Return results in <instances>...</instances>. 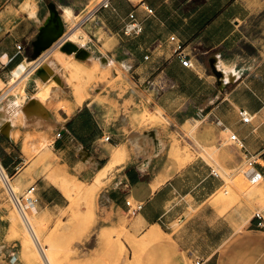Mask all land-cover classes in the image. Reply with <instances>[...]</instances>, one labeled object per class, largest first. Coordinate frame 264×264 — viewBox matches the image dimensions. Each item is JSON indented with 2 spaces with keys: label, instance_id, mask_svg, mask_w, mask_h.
Listing matches in <instances>:
<instances>
[{
  "label": "crops",
  "instance_id": "0c3cea01",
  "mask_svg": "<svg viewBox=\"0 0 264 264\" xmlns=\"http://www.w3.org/2000/svg\"><path fill=\"white\" fill-rule=\"evenodd\" d=\"M89 3L0 0V158L21 188L31 185L26 193L34 197L21 194L25 207L56 213L71 202L69 183L40 166L29 169L24 143L35 135L49 139L57 168L84 183L100 179L83 206L73 264L93 260L102 235L123 226L143 235L160 226L169 234L161 264H264V216L218 195L226 181L203 148L228 164L244 155L264 173V0ZM66 8L74 20L83 16L82 25L91 20L90 40L78 43L83 55L119 64L128 77L89 90L82 102L71 70L53 56L66 41L68 58L84 59ZM129 13L142 31L124 33ZM171 36L184 43L193 67L174 56ZM30 100L50 118H28L21 107ZM7 105L15 109L2 115ZM144 113L159 119L145 123ZM191 121L203 147L186 132ZM232 133L238 141L229 144ZM127 201L142 207L133 214Z\"/></svg>",
  "mask_w": 264,
  "mask_h": 264
},
{
  "label": "rangeland",
  "instance_id": "374dc122",
  "mask_svg": "<svg viewBox=\"0 0 264 264\" xmlns=\"http://www.w3.org/2000/svg\"><path fill=\"white\" fill-rule=\"evenodd\" d=\"M80 1L84 3L87 0ZM89 2L88 8H93L102 0H89ZM82 18V15H78L75 20L74 18L70 19L76 21V36L72 38L76 39V43L85 44L90 40L88 28L91 20L82 25L80 24ZM101 36L105 37L106 35L102 33ZM58 49L63 50V47ZM56 51L53 53L54 57L57 55ZM76 60L78 61H73L71 57L61 62L71 70L72 80L76 86V96L80 102L84 100L85 96H88L89 90L111 86L128 78L119 64H111L104 60L92 63L89 57L85 56L83 60L77 57ZM46 93L49 92L46 91ZM34 100H30L21 107L27 117L26 106ZM4 109H7L5 114L2 113ZM14 109L13 106L7 105L1 110V113L7 115ZM157 119L159 118L154 114L144 113L143 115L145 123ZM196 124H198L197 121L187 123L186 132L203 147V144L195 138V129L198 128ZM5 130L8 131V127ZM44 140L48 144L50 143L49 139L35 135H28L25 138L24 152L30 160L29 169L40 166L50 179L54 181L59 179L69 183L66 193L71 199L70 205L56 213L49 211L31 213L25 207L21 197V194L28 196V189L31 185L26 184L21 188L20 180L13 181L12 179V183L20 185L17 197L21 198L22 209L27 214L28 211L30 212L27 215L21 211L11 192L0 178V264H11L13 261H16L17 264H48L43 250L52 264H73L74 262L71 247L76 243V239L83 235L82 232L86 225V219L82 213L83 206L89 208L100 179H97L98 183L88 184L73 177V180H62L55 177L54 173L57 167L52 163L51 158L43 156L41 143ZM228 143L233 144L234 141L229 140ZM203 148L214 160L226 181L218 195L231 202L245 201L255 213L259 212L264 216V181L252 183L249 180L248 173L252 169L249 160L242 155L240 161L235 160L228 164L227 159L220 161L210 148ZM29 196L34 197L33 194H29ZM25 215L29 216V220ZM164 242L172 243L167 238L155 240L149 238L147 234L131 233L130 229L123 226L122 230L102 235L94 259L86 264H161L160 259L168 257L170 251L163 248Z\"/></svg>",
  "mask_w": 264,
  "mask_h": 264
},
{
  "label": "built area",
  "instance_id": "2783aa9c",
  "mask_svg": "<svg viewBox=\"0 0 264 264\" xmlns=\"http://www.w3.org/2000/svg\"><path fill=\"white\" fill-rule=\"evenodd\" d=\"M147 9L149 12H152L151 8L147 7ZM122 29H123L125 34H136L140 31H142V26L137 22L135 13H129V15L126 17V19L123 22ZM170 42H171V48L173 50L174 56L180 60L182 65H184L185 67H193L194 62H193L192 58L189 56V54L186 52L184 43L181 42L180 40H177L175 36L170 37ZM18 47L21 48V45H19ZM147 57L148 56H146V58ZM240 115H241L243 121H249L251 118V115L245 110H241ZM60 135L61 134L58 133V136H60ZM230 138L233 141H238L237 135L235 133H232L230 135ZM105 139H109V136H106ZM249 163L252 166V169L248 173L249 180L252 183H257V182L261 181L262 179H264V173L260 170H257L254 167L252 161ZM0 178L2 179V181L4 182L6 187L9 189V191L11 192V195L13 196L14 200L16 201V204L19 206V208L24 213V211L22 209L23 207H22L21 198L17 197L14 194V192L12 190V185H11L12 178L9 175V173L7 172L6 167L3 165L1 158H0ZM31 190H32V188H31ZM127 203L129 205V211L133 214L136 213L142 207L141 204H132L131 205L130 201H127ZM257 216L260 217V213H257Z\"/></svg>",
  "mask_w": 264,
  "mask_h": 264
},
{
  "label": "bare ground",
  "instance_id": "6f19581e",
  "mask_svg": "<svg viewBox=\"0 0 264 264\" xmlns=\"http://www.w3.org/2000/svg\"><path fill=\"white\" fill-rule=\"evenodd\" d=\"M72 11L70 10V9H68V8H66L65 9V16H66V18H71L72 17ZM74 35L76 36V32L74 33ZM109 37L111 36V35H108ZM115 39V38H114ZM66 42V41H65ZM65 42H63L62 43V45L60 46V47H66V44H65ZM79 48H80V45H78V43H76V53H78L79 51ZM56 53H57V55H56V57H57V59L58 60H60V61H65V60H67V58H68V54L65 52V51H63V50H61V49H58L57 51H56ZM80 54H84V50H80ZM84 55H86V54H84ZM83 55V56H84ZM87 56V55H86ZM76 61H78V60H76ZM46 66V65H45ZM44 66V67H45ZM26 69V68H25ZM18 73V72H17ZM27 73V72H26ZM19 75H21V74H19ZM16 80V79H15ZM56 82L57 83H59V84H62L61 83V80L60 79H58V78H56ZM7 90V89H6ZM6 92V91H5ZM5 94V93H4ZM3 94V95H4ZM4 97V96H3ZM2 97V98H3ZM26 111L28 112V117L30 118V119H35V118H37V119H43V120H47V119H49L50 117L49 116H47L48 115V113H47V108L44 106H42L40 103H34V102H30L27 106H26ZM7 112V109H4V110H2V113L3 114H5ZM155 114V113H154ZM149 115V114H148ZM155 115H157V114H155ZM151 117V116H150ZM159 118V117H158ZM194 128H195V126H194ZM41 146H42V150H43V156L44 157H47V158H51L52 159V149H51V146L47 143V141L46 140H44L42 143H41ZM179 146V145H178ZM178 146H177V149H178ZM118 153H116L115 155H117ZM54 156H56V155H54ZM53 156V157H54ZM113 159V158H112ZM107 168V167H106ZM105 170V169H104ZM54 176L55 177H57V178H60V179H62V180H73V178L71 177V176H69L67 173H65L64 171H62V170H60L59 168H56L55 169V173H54ZM264 181V179H262L260 182H263ZM11 185H12V190H13V192H14V194L17 196V194H18V192L20 191V185H18V183H11ZM260 194V193H259ZM27 197H30L29 196V194H28V196ZM26 209V208H25ZM22 211V210H21ZM24 211V210H23ZM26 211H27V209H26ZM25 212V211H24ZM25 214H27L26 212H25ZM30 214V212L28 211V214L27 215H29ZM24 215V214H23ZM27 215H25V217L27 218V220H29L28 219V217L29 216H27ZM120 217V216H119ZM122 218H120V220H121ZM122 221V220H121ZM123 221H124V219H123ZM127 222V220L125 221V223ZM121 223V222H120ZM123 224V223H122ZM134 226V225H133ZM151 230H148V232L146 233L147 234V236L149 237V238H152V239H155V240H159L160 238H167L169 241H171L172 242V239H171V237H170V235L169 234H166L161 228H160V226H154V228H153V226L150 228ZM39 249V248H38ZM40 251V250H39ZM43 252H44V254H45V256H46V259H47V263L48 264H52L51 263V261H50V258L48 257V255L46 254V252L43 250ZM40 254H41V252H39Z\"/></svg>",
  "mask_w": 264,
  "mask_h": 264
},
{
  "label": "water",
  "instance_id": "95a60500",
  "mask_svg": "<svg viewBox=\"0 0 264 264\" xmlns=\"http://www.w3.org/2000/svg\"><path fill=\"white\" fill-rule=\"evenodd\" d=\"M79 56L83 57V54H81V55L79 54Z\"/></svg>",
  "mask_w": 264,
  "mask_h": 264
}]
</instances>
